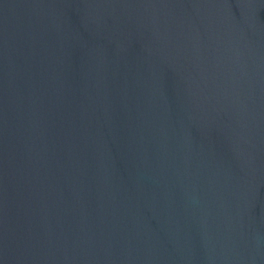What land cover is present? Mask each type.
Masks as SVG:
<instances>
[{"label": "water", "instance_id": "1", "mask_svg": "<svg viewBox=\"0 0 264 264\" xmlns=\"http://www.w3.org/2000/svg\"><path fill=\"white\" fill-rule=\"evenodd\" d=\"M0 264H264V0H0Z\"/></svg>", "mask_w": 264, "mask_h": 264}]
</instances>
